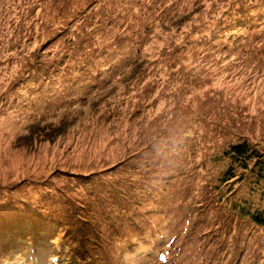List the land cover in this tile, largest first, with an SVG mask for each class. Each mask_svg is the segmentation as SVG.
<instances>
[{"label": "rangeland", "instance_id": "obj_1", "mask_svg": "<svg viewBox=\"0 0 264 264\" xmlns=\"http://www.w3.org/2000/svg\"><path fill=\"white\" fill-rule=\"evenodd\" d=\"M243 141L264 148V0H0V264H264L230 210L260 191L221 183Z\"/></svg>", "mask_w": 264, "mask_h": 264}, {"label": "trees", "instance_id": "obj_2", "mask_svg": "<svg viewBox=\"0 0 264 264\" xmlns=\"http://www.w3.org/2000/svg\"><path fill=\"white\" fill-rule=\"evenodd\" d=\"M52 35L53 34L49 35L51 37H49L48 40H46V42L51 40L52 38H54ZM54 36L56 37L57 35H54ZM224 158L228 161V163L221 173V178H222L221 183L225 184L227 187H230V193L228 196L225 197L226 200L228 201V198L236 191L233 186L237 185L238 188H240L241 185L244 186V184H241L244 182H248L249 184L250 183L253 184L256 187V189L260 191V192H258L259 196L264 200V148H263V150L258 149V147L256 145H254V144L251 145L247 141H243L240 143L237 142V143L228 145L224 149L222 159H224ZM15 182H17V181L12 180V181L6 183V186H5L6 189L12 188ZM1 184L2 183H0V186H1ZM0 188H3V187H0ZM132 194L133 193H131L130 191H127L126 198H129V199H127V201H123V202H125L123 204H125V205L130 204V200L133 199ZM115 199H116L115 205L120 207L121 203H119V199H117V198H115ZM115 199H114V203H115ZM246 205H247V202H245L243 200L241 202V204H237V203L233 204V206L230 208V210L231 211L236 210L239 214H243L244 216L248 217L255 225L263 228V230H264V212L260 211L257 208H254L251 211L249 209V207L245 208ZM100 208H101L100 210H99V208H97L98 209L97 216L98 215H104V218L108 219V216L105 215L106 212H104V207L101 205ZM101 212H103V213H101ZM49 215L50 216H47V218H45V217L41 218L40 222L42 219L46 222V220H49V218H51V220H49L48 222H51L53 220L56 223V220H55L56 216H57V218H59V216L56 214L51 215L50 213H49ZM61 220L62 219H60L59 221H61ZM17 225L18 224H16V227H17ZM97 225H98V223H96V226ZM106 225H109V227H110V224L106 223ZM21 226L23 227L25 225L21 224ZM22 227H20V228H22ZM91 227L93 228V226H91ZM12 228H15L14 225L12 226ZM54 228H56V225ZM94 231L97 232V231H99V229L94 228ZM88 232L92 236L98 235L95 232L92 233L90 230H88ZM35 235H39L36 230H35ZM93 238H95V237H93ZM86 241L90 244L89 247L91 249H94L95 247L98 246L97 245L98 243H96L97 241H95V239H92L91 241H88V239H86ZM77 256H78V259H80L81 255H77ZM56 260H57V258L52 259L53 262ZM80 261H84V260L82 259ZM67 262H68L67 264H72L71 262H69V260H67Z\"/></svg>", "mask_w": 264, "mask_h": 264}]
</instances>
